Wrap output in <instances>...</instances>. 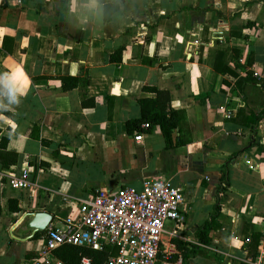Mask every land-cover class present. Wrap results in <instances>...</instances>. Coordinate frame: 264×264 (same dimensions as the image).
Segmentation results:
<instances>
[{
	"label": "crops",
	"instance_id": "1",
	"mask_svg": "<svg viewBox=\"0 0 264 264\" xmlns=\"http://www.w3.org/2000/svg\"><path fill=\"white\" fill-rule=\"evenodd\" d=\"M156 91L181 112L171 143L184 144L167 146L159 126L139 141L127 132L137 100ZM263 109L264 0H0V264L37 256L34 213L61 227L81 200L149 178L184 197L153 264H179L171 239L194 242L216 203L218 226L188 264H253L264 250V117L249 123ZM24 171L28 186L11 188ZM253 232L262 238L249 248Z\"/></svg>",
	"mask_w": 264,
	"mask_h": 264
},
{
	"label": "built area",
	"instance_id": "2",
	"mask_svg": "<svg viewBox=\"0 0 264 264\" xmlns=\"http://www.w3.org/2000/svg\"><path fill=\"white\" fill-rule=\"evenodd\" d=\"M140 134L133 136L141 139ZM27 172L7 178L11 188L28 186ZM184 197L179 186L161 178H149L136 189L126 186L109 193L100 190L81 200L74 212L62 220L61 227L44 228L41 247L36 257L23 264H60L53 251L61 245L116 248L103 264H153L160 252L161 238L167 222L182 221ZM264 264V250L253 260Z\"/></svg>",
	"mask_w": 264,
	"mask_h": 264
},
{
	"label": "trees",
	"instance_id": "3",
	"mask_svg": "<svg viewBox=\"0 0 264 264\" xmlns=\"http://www.w3.org/2000/svg\"><path fill=\"white\" fill-rule=\"evenodd\" d=\"M110 0H99L101 3H107ZM121 49L115 51L114 55L111 57L115 61H120ZM218 60V58H217ZM216 69V62L214 65ZM75 84L73 80L63 79L62 86L67 88ZM141 115L138 118L130 119L126 122V130L128 133L139 134L152 131L153 127L159 126L161 133L167 142V146L171 145H182L185 143L186 139L182 136H176L174 143H171L172 134L177 129L178 123L181 120V112L174 109L169 104V93L168 91H156V95L153 98H139L137 100ZM238 113V112H237ZM264 117V109L259 112L257 116H250L251 122L249 123L251 127L255 126V123ZM0 163L2 165H8L9 163L0 158ZM10 163H15V159H12ZM220 182L222 183V188L227 186V177L225 171L220 172ZM18 210L17 208H13ZM220 212V205L218 203L214 206V213L210 215L209 219L206 220L201 226H199L195 232L194 242H183L171 239V243L174 245L175 249L181 253L179 264H188L189 260L193 257L198 245H208L210 243L209 232L215 229L218 224L216 222V217ZM249 238V248L256 247L258 242L262 238L260 233H250ZM116 248L110 245L103 246L101 249L87 246H76L65 244L59 246L55 250V256L59 261L64 264H82L83 258L89 261V264H103L104 260L112 254H115ZM256 254H250L251 259L255 257ZM160 254H157L159 257ZM177 257L176 254L172 255V258ZM246 264V263H240Z\"/></svg>",
	"mask_w": 264,
	"mask_h": 264
},
{
	"label": "water",
	"instance_id": "4",
	"mask_svg": "<svg viewBox=\"0 0 264 264\" xmlns=\"http://www.w3.org/2000/svg\"><path fill=\"white\" fill-rule=\"evenodd\" d=\"M51 222V215L44 212H36L33 214L29 227L37 232H42L44 228Z\"/></svg>",
	"mask_w": 264,
	"mask_h": 264
},
{
	"label": "clouds",
	"instance_id": "5",
	"mask_svg": "<svg viewBox=\"0 0 264 264\" xmlns=\"http://www.w3.org/2000/svg\"><path fill=\"white\" fill-rule=\"evenodd\" d=\"M11 100H12V102H16V96L13 95V96L11 97Z\"/></svg>",
	"mask_w": 264,
	"mask_h": 264
}]
</instances>
